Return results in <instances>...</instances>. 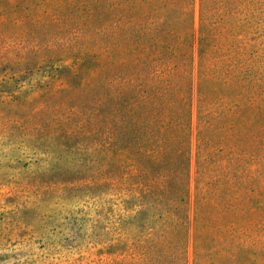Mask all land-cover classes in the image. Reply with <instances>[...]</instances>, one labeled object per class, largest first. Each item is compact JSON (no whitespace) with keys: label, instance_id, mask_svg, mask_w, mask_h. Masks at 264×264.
Here are the masks:
<instances>
[{"label":"rangeland","instance_id":"374dc122","mask_svg":"<svg viewBox=\"0 0 264 264\" xmlns=\"http://www.w3.org/2000/svg\"><path fill=\"white\" fill-rule=\"evenodd\" d=\"M0 3V264H264V0L207 2L200 44V0ZM127 44L191 61L185 206L139 207L106 179L118 161L83 122L91 90L130 63ZM201 58L235 86L211 98L239 118L208 144Z\"/></svg>","mask_w":264,"mask_h":264},{"label":"trees","instance_id":"16d2710c","mask_svg":"<svg viewBox=\"0 0 264 264\" xmlns=\"http://www.w3.org/2000/svg\"><path fill=\"white\" fill-rule=\"evenodd\" d=\"M209 1L200 0L199 44L204 38L200 30ZM31 6L37 8L36 3ZM17 7L25 9L24 5ZM2 9L0 6V14ZM122 48L130 63L121 62L115 73L104 77L102 83L91 90V106L83 121H87V133L94 137L96 146L98 142L101 144L109 160L118 161L116 171H109L106 179L127 188V195H131L139 207L160 203L185 206L191 186L194 85L191 61L185 60V54L176 57L173 46L167 51L168 56L156 52L153 46L127 44ZM187 50L192 52V42ZM150 54L156 57L150 59ZM198 65L197 134L199 142L208 144L215 138L220 141L229 136V128L239 119L234 116L230 102H227L229 106H216L217 100L211 98L235 86L218 76L217 67L204 65L202 58ZM65 68L73 78L75 68ZM62 133L70 135L68 130Z\"/></svg>","mask_w":264,"mask_h":264}]
</instances>
